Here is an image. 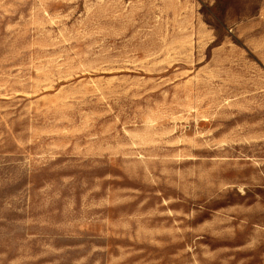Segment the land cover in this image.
<instances>
[{
  "label": "rangeland",
  "instance_id": "374dc122",
  "mask_svg": "<svg viewBox=\"0 0 264 264\" xmlns=\"http://www.w3.org/2000/svg\"><path fill=\"white\" fill-rule=\"evenodd\" d=\"M0 264H264V0H0Z\"/></svg>",
  "mask_w": 264,
  "mask_h": 264
}]
</instances>
